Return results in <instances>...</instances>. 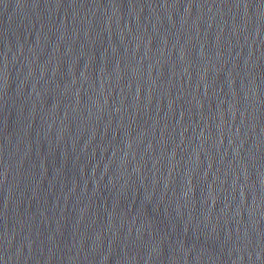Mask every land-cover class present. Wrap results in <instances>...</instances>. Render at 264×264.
<instances>
[{"label": "water", "instance_id": "water-1", "mask_svg": "<svg viewBox=\"0 0 264 264\" xmlns=\"http://www.w3.org/2000/svg\"><path fill=\"white\" fill-rule=\"evenodd\" d=\"M0 264H264V0H0Z\"/></svg>", "mask_w": 264, "mask_h": 264}]
</instances>
